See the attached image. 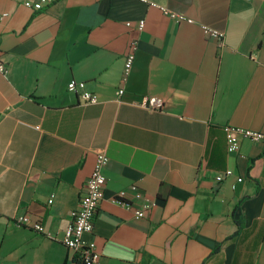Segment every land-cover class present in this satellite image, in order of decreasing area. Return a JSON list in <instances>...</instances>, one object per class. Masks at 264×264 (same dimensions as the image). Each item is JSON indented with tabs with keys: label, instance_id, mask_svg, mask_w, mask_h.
Listing matches in <instances>:
<instances>
[{
	"label": "crops",
	"instance_id": "1",
	"mask_svg": "<svg viewBox=\"0 0 264 264\" xmlns=\"http://www.w3.org/2000/svg\"><path fill=\"white\" fill-rule=\"evenodd\" d=\"M25 1L0 0V264H80L63 238L98 151L105 193L85 237L98 264H264V143L230 154L225 134L264 133V0ZM72 80L99 102L69 92ZM147 96L162 110L141 107ZM123 190L128 206L115 202Z\"/></svg>",
	"mask_w": 264,
	"mask_h": 264
},
{
	"label": "built area",
	"instance_id": "2",
	"mask_svg": "<svg viewBox=\"0 0 264 264\" xmlns=\"http://www.w3.org/2000/svg\"><path fill=\"white\" fill-rule=\"evenodd\" d=\"M145 1V0H142ZM48 4H50L49 0H26L24 5L31 9L32 11H41ZM153 6H157L153 4ZM164 15L173 19L177 23L186 22L189 24L194 23V21L184 14L177 13L170 9L159 7ZM6 16L3 15L2 18ZM128 27H131V23H127ZM145 27V22L140 21L138 23V30L142 31ZM203 32L208 37L218 41L219 43H223L224 33L209 28L207 26L202 27ZM138 43L134 41L131 44L130 50L125 58L124 65V73L122 82L125 84L129 76L132 72L136 52L138 48ZM0 71L6 72V66L3 61L0 59ZM68 91L71 93L79 94L83 102L87 105H94L99 102V98L96 94L90 92L86 88L85 82H78L76 80H72L69 82ZM124 88L119 89L118 96L121 97L124 94ZM140 106L149 110V111H161L164 107V100L158 97L147 96L144 97L140 103ZM226 134V142H227V151L230 154L239 153L241 142L244 139L251 140L255 143H264V133L246 129L243 127H235V126H227L225 127ZM109 162V158L105 151H98L96 154V161L93 168V171L87 181L86 191L84 196L80 200V204L78 209H76L72 213L71 222L68 225L63 238V244L75 254L78 262L80 264H98L101 260V253L98 250L96 243L88 242L85 237L86 235L92 234L94 230V219L96 213L101 205V202L104 199L105 193V185H106V177L104 175V169ZM230 175V171H226L222 175H218L216 177V181L221 182L223 179ZM242 181V179H239ZM131 190L134 192L135 197L138 200L143 199V196L136 186H132ZM128 192L123 190L120 191L115 199V202L119 205L128 206ZM54 202V195L51 196L48 203L51 205ZM150 204L144 203L142 208L137 209L135 211V215L137 218H142L146 215L147 210L149 209ZM16 222L19 225H29L30 219L27 216L18 217ZM32 228L38 233H44V227L41 222H36L32 225Z\"/></svg>",
	"mask_w": 264,
	"mask_h": 264
}]
</instances>
